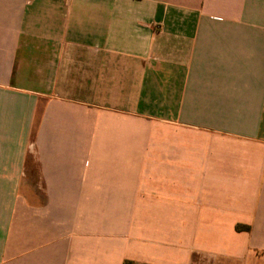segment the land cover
I'll list each match as a JSON object with an SVG mask.
<instances>
[{
	"label": "crops",
	"instance_id": "obj_1",
	"mask_svg": "<svg viewBox=\"0 0 264 264\" xmlns=\"http://www.w3.org/2000/svg\"><path fill=\"white\" fill-rule=\"evenodd\" d=\"M126 261L264 264V0H0V264Z\"/></svg>",
	"mask_w": 264,
	"mask_h": 264
},
{
	"label": "trees",
	"instance_id": "obj_2",
	"mask_svg": "<svg viewBox=\"0 0 264 264\" xmlns=\"http://www.w3.org/2000/svg\"><path fill=\"white\" fill-rule=\"evenodd\" d=\"M249 227L243 226V225H238L237 226V231H248ZM124 264H135L134 262L131 261H126Z\"/></svg>",
	"mask_w": 264,
	"mask_h": 264
}]
</instances>
